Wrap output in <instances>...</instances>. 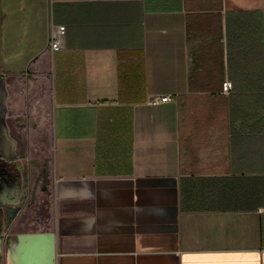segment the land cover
<instances>
[{
    "label": "crops",
    "instance_id": "obj_1",
    "mask_svg": "<svg viewBox=\"0 0 264 264\" xmlns=\"http://www.w3.org/2000/svg\"><path fill=\"white\" fill-rule=\"evenodd\" d=\"M46 72L41 218L0 230V264H264V0H0V83L33 99Z\"/></svg>",
    "mask_w": 264,
    "mask_h": 264
},
{
    "label": "rangeland",
    "instance_id": "obj_2",
    "mask_svg": "<svg viewBox=\"0 0 264 264\" xmlns=\"http://www.w3.org/2000/svg\"><path fill=\"white\" fill-rule=\"evenodd\" d=\"M32 79V78H31ZM36 85L33 89V99L29 97V83L18 81L11 84L2 81L0 83V102L4 105L5 113L0 115V228L6 231L9 226L5 225V211L11 206H21L23 217L34 213L35 216L42 211L40 206L32 205L28 198L23 196V176L28 177V168L35 167L38 171L46 173L51 162V87L48 72L32 79ZM28 94L25 109L22 107V94ZM16 98L19 109L18 113L13 109L12 113L6 101L10 97ZM17 114H16V113ZM14 161L21 163V176L18 193L13 191L16 182L13 179ZM12 163V164H11ZM16 178V177H14ZM3 191V193H2ZM29 191V187H28ZM3 194V195H1ZM17 194V195H16ZM11 200H16L11 201ZM26 202L24 203V201ZM34 210V211H33ZM38 217L41 218V216ZM18 215V214H17ZM16 215V217H17ZM15 217V218H16ZM13 219V221L15 220ZM12 223V222H11ZM10 223V224H11Z\"/></svg>",
    "mask_w": 264,
    "mask_h": 264
},
{
    "label": "built area",
    "instance_id": "obj_3",
    "mask_svg": "<svg viewBox=\"0 0 264 264\" xmlns=\"http://www.w3.org/2000/svg\"><path fill=\"white\" fill-rule=\"evenodd\" d=\"M65 26L64 25H52L49 46L52 51H57L62 48V38L65 34ZM233 89V85L231 81L225 80L222 84V91L224 94H229ZM172 100L171 95H163L158 98H155L151 101L152 105H158L170 102Z\"/></svg>",
    "mask_w": 264,
    "mask_h": 264
},
{
    "label": "water",
    "instance_id": "obj_4",
    "mask_svg": "<svg viewBox=\"0 0 264 264\" xmlns=\"http://www.w3.org/2000/svg\"><path fill=\"white\" fill-rule=\"evenodd\" d=\"M21 210V206H17L15 207L14 205L11 206L9 209H6L5 211V225L9 226L10 223L13 221V219L16 217V215L18 214V212Z\"/></svg>",
    "mask_w": 264,
    "mask_h": 264
},
{
    "label": "flooded vegetation",
    "instance_id": "obj_5",
    "mask_svg": "<svg viewBox=\"0 0 264 264\" xmlns=\"http://www.w3.org/2000/svg\"><path fill=\"white\" fill-rule=\"evenodd\" d=\"M28 187H29V182H28V177L24 176L23 178V187H22V193L23 196H25L26 198H28L29 195V191H28ZM26 202V200L24 201V203Z\"/></svg>",
    "mask_w": 264,
    "mask_h": 264
}]
</instances>
